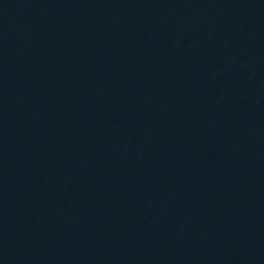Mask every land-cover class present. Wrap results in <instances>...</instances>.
Here are the masks:
<instances>
[{
	"label": "water",
	"instance_id": "1",
	"mask_svg": "<svg viewBox=\"0 0 264 264\" xmlns=\"http://www.w3.org/2000/svg\"><path fill=\"white\" fill-rule=\"evenodd\" d=\"M264 59V0H0V171Z\"/></svg>",
	"mask_w": 264,
	"mask_h": 264
}]
</instances>
